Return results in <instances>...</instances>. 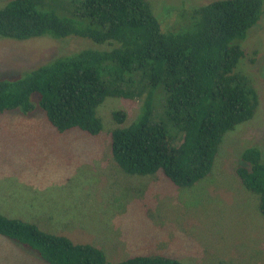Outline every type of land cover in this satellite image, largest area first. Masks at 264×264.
Segmentation results:
<instances>
[{"label":"trees","instance_id":"1","mask_svg":"<svg viewBox=\"0 0 264 264\" xmlns=\"http://www.w3.org/2000/svg\"><path fill=\"white\" fill-rule=\"evenodd\" d=\"M170 12L160 22L146 0H10L0 8V38L79 37L90 46L0 77V117L11 110L28 115L38 105L59 133L97 136L106 99L140 100L128 126L123 111L111 114L118 126L109 132L110 150L118 167L127 174L160 171L176 187L206 178L225 134L252 119L260 105L243 66V43L264 14V1L212 0ZM241 162L235 174L257 196L264 217L262 149L245 148ZM0 235L47 264H111L97 246L1 213ZM115 264L183 263L134 255Z\"/></svg>","mask_w":264,"mask_h":264},{"label":"rangeland","instance_id":"2","mask_svg":"<svg viewBox=\"0 0 264 264\" xmlns=\"http://www.w3.org/2000/svg\"><path fill=\"white\" fill-rule=\"evenodd\" d=\"M9 1L0 0V8ZM146 1L161 22L172 6L212 0ZM87 41L0 38V77L77 52L90 46ZM243 48L260 105L252 119L225 134L206 178L176 187L160 171L127 174L118 167L110 150L109 132L118 126L111 114L123 111L128 126L140 100L106 99L98 110L104 128L97 136L77 129L59 133L36 105L31 114L11 110L0 117V213L97 246L111 264L134 255L183 264H264V217L257 196L235 174L245 148L259 147L264 158V14ZM0 264L47 263L0 235Z\"/></svg>","mask_w":264,"mask_h":264}]
</instances>
